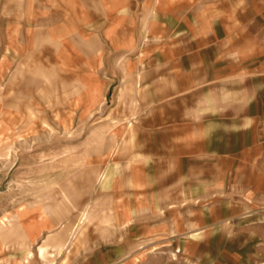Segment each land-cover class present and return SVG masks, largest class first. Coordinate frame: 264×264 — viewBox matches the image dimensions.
Masks as SVG:
<instances>
[{"label":"crops","instance_id":"1","mask_svg":"<svg viewBox=\"0 0 264 264\" xmlns=\"http://www.w3.org/2000/svg\"><path fill=\"white\" fill-rule=\"evenodd\" d=\"M8 95L42 119L12 132L67 135L30 140L0 264L264 240V0H0Z\"/></svg>","mask_w":264,"mask_h":264},{"label":"rangeland","instance_id":"2","mask_svg":"<svg viewBox=\"0 0 264 264\" xmlns=\"http://www.w3.org/2000/svg\"><path fill=\"white\" fill-rule=\"evenodd\" d=\"M7 98L8 100L0 101V206L14 207L18 200L17 188L21 190L23 187L30 186L28 174H25V170H21V166L24 168L30 166L28 156L31 150L35 152V150L46 148L42 144L31 148L30 140L36 138L44 142L51 136L63 137L67 133L49 130L27 131L26 129L19 133L12 132L13 125L21 124L22 128L32 122L41 123L42 119L27 116L25 107L19 108L20 111L17 114L16 108L11 107L10 96L8 95ZM21 102L26 103L24 100ZM20 161L23 163L20 164ZM6 189L9 191L1 194ZM241 226L234 230L220 232L221 243L178 247L171 253V264H264V240L244 241L246 236H243V233H247L240 229ZM161 260L164 261L163 255L162 258L157 259V262Z\"/></svg>","mask_w":264,"mask_h":264}]
</instances>
